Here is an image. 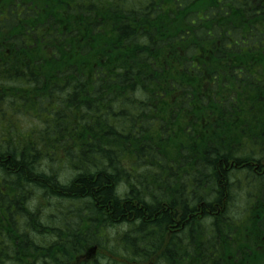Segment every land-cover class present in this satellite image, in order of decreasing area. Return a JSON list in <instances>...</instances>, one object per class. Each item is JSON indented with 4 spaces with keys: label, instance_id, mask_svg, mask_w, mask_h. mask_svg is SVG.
Segmentation results:
<instances>
[{
    "label": "trees",
    "instance_id": "1",
    "mask_svg": "<svg viewBox=\"0 0 264 264\" xmlns=\"http://www.w3.org/2000/svg\"><path fill=\"white\" fill-rule=\"evenodd\" d=\"M0 133V264H264V0H0Z\"/></svg>",
    "mask_w": 264,
    "mask_h": 264
},
{
    "label": "rangeland",
    "instance_id": "2",
    "mask_svg": "<svg viewBox=\"0 0 264 264\" xmlns=\"http://www.w3.org/2000/svg\"><path fill=\"white\" fill-rule=\"evenodd\" d=\"M15 114H18V111L15 112ZM25 120H26L25 118H22V119H21V123H22V122H26ZM26 128H27L26 125H21V129H20V130H21L22 132H30V129H29V128L26 129ZM23 129H25V131H23ZM20 130H17L16 127H11V129H10V133L15 135V134H17L18 132H21ZM0 134H2V133H0Z\"/></svg>",
    "mask_w": 264,
    "mask_h": 264
}]
</instances>
